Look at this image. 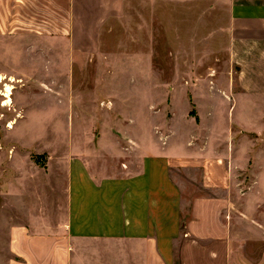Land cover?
Here are the masks:
<instances>
[{"label":"crops","instance_id":"1","mask_svg":"<svg viewBox=\"0 0 264 264\" xmlns=\"http://www.w3.org/2000/svg\"><path fill=\"white\" fill-rule=\"evenodd\" d=\"M126 1L0 0V77L46 88L52 84L55 99L67 91L60 84H72L77 74L97 81L84 72L94 66L103 30L123 13ZM161 1L192 3L204 8L200 18L210 14L215 20L212 35L221 38L220 49L238 71L226 78L227 85L203 92L205 102L197 114L222 116L224 129L195 124L191 130L189 103L184 104L182 90L172 88L170 122L132 124L140 133L155 127L160 134L131 139L139 158L128 169L120 163L111 170L110 164L77 151L74 156L50 155L43 169L28 153L10 157L0 150V264H173L177 239L178 264H231V245L237 239L230 220L235 161L227 145L220 147L215 140L230 131L234 122L228 116L264 108L255 105L264 99V0ZM14 66L25 70L13 74ZM37 89L42 97L51 96ZM179 98L181 112L174 106ZM41 107L43 112L25 106V113H45L46 105ZM138 109L142 114L146 107ZM71 114H77L72 107ZM124 126L119 121L112 130ZM71 129L83 128L71 120ZM111 136L112 147L121 148L124 140ZM173 172L186 173L187 182L206 192L188 201L180 231L179 212L189 189L174 182Z\"/></svg>","mask_w":264,"mask_h":264},{"label":"rangeland","instance_id":"2","mask_svg":"<svg viewBox=\"0 0 264 264\" xmlns=\"http://www.w3.org/2000/svg\"><path fill=\"white\" fill-rule=\"evenodd\" d=\"M203 9L192 3L127 0L123 13L105 26L94 66L84 72L93 74L97 81L82 79L77 74L72 84H60L67 91L59 99L54 98L58 95L52 84L46 88L36 83H15L10 76L7 82L2 77L0 150L10 157H25L28 153L43 169H47V158L53 154L90 157L100 164H110L111 170L120 163H126L127 168L139 158L138 151L135 153L138 148L131 139L144 133L160 134L155 127L140 133L133 130L132 124L141 121L164 126L170 122L173 110L168 95L172 88L182 90L184 104L189 103L186 116L191 130H195V124L218 125L223 130L222 116H199L197 108L205 102L204 91L213 90L215 85H227L226 78L235 76L238 69L229 64L227 53L220 49L221 38L215 39L212 35L213 17L210 14L205 19L199 17ZM221 13L224 14V9ZM22 69L25 67L14 66L13 74L20 75ZM216 80H222L221 84ZM6 85L14 89L11 104L4 107ZM233 85L237 89L236 83ZM38 86L51 96L42 97ZM178 101L174 106L181 112V98ZM44 105L45 113H25V106L28 110L43 112L39 106ZM255 105L264 107V99L255 100ZM71 107L77 114H71ZM139 107H146L142 114H137ZM260 111L228 116L234 122L230 131L226 138L215 140L220 147L227 145L235 161L231 166L235 173L230 193V220L237 239L231 245V264H264V108ZM210 117H213L211 121ZM71 120L83 129L72 130ZM119 121L125 122V130H112L113 123ZM111 135L124 140L121 148L112 147ZM75 138L77 145L71 143ZM183 175L186 173H172L180 188L187 185L189 189L184 195L187 202L183 201L179 212L178 231L187 218L188 201L206 193L187 182ZM168 228L167 234L171 235ZM178 244L179 239L172 247L173 264H178Z\"/></svg>","mask_w":264,"mask_h":264},{"label":"bare ground","instance_id":"3","mask_svg":"<svg viewBox=\"0 0 264 264\" xmlns=\"http://www.w3.org/2000/svg\"><path fill=\"white\" fill-rule=\"evenodd\" d=\"M2 79L3 78L1 77L0 78V82L2 81ZM13 89L14 88H12L11 85H6V87H5V96H3L4 97V102H3L2 106L7 107V106H9L11 104V102H12L11 96H12V90Z\"/></svg>","mask_w":264,"mask_h":264}]
</instances>
